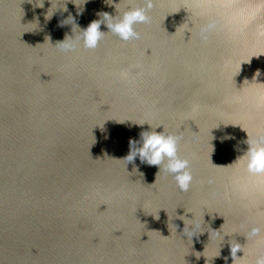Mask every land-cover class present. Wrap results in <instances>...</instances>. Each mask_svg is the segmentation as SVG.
I'll return each mask as SVG.
<instances>
[{"label":"water","instance_id":"95a60500","mask_svg":"<svg viewBox=\"0 0 264 264\" xmlns=\"http://www.w3.org/2000/svg\"><path fill=\"white\" fill-rule=\"evenodd\" d=\"M49 7L0 0V264H233L231 242L254 264L264 175L233 163L264 134V0H155L139 39L70 52L59 22L71 13L83 29L115 6L77 14L69 0L46 20ZM151 126L182 137L189 190L121 160ZM192 216L205 230L193 241Z\"/></svg>","mask_w":264,"mask_h":264},{"label":"clouds","instance_id":"9594fccd","mask_svg":"<svg viewBox=\"0 0 264 264\" xmlns=\"http://www.w3.org/2000/svg\"><path fill=\"white\" fill-rule=\"evenodd\" d=\"M70 2L76 5L77 14H81L88 0H70ZM106 2L115 6L117 12L115 16L106 11L100 12L98 13L99 19L93 20L86 28L81 29L76 23L75 17L69 13L59 23L61 25H71L74 35H66L63 41L57 42L55 45L59 46L64 52L77 49L81 43L86 49H95L107 33H113L123 41L139 39L141 34L136 30V26L150 21L149 12L155 7V0H141L142 6L127 7L123 10H120L118 7L121 0L119 3H115V0H106ZM49 3L50 7L44 14L46 20H50L58 11H68L67 4L69 0H49ZM35 6L44 8L45 0H35ZM36 23L39 26L38 19ZM101 25H106L109 31H102ZM214 27V23L211 22L204 26L201 29V38L206 40L208 33ZM258 73L260 75L259 70L256 73L257 77L259 76ZM159 127L153 128L151 126L150 130L142 131L139 141L134 139L130 140V152L121 160H126L129 163L139 157L142 163L159 166L158 174L162 169L166 173H171L180 190L187 191L191 186L193 175L189 159L180 155L179 145L182 137L176 133H170L164 128L163 131H156ZM230 138V134H225L221 139L225 140ZM246 143L249 147L233 164L236 166L244 164L249 173L253 175H264V134H260L254 138L248 135ZM189 220H193V223L191 225L185 223L183 234L193 241V237H198L205 230L204 225L196 221L194 216ZM260 232L261 228L253 227L249 235L257 236ZM216 233L219 235V231H216ZM211 235L210 233V238ZM226 236L228 235L223 236L224 240ZM240 250L241 245L238 242L235 244L231 242L233 264H239L240 261L244 260L245 253L242 258L237 256ZM254 264H264V254L258 255L255 258Z\"/></svg>","mask_w":264,"mask_h":264}]
</instances>
